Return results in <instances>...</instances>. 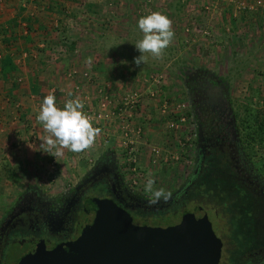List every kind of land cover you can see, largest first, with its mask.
<instances>
[{
  "label": "rangeland",
  "instance_id": "1",
  "mask_svg": "<svg viewBox=\"0 0 264 264\" xmlns=\"http://www.w3.org/2000/svg\"><path fill=\"white\" fill-rule=\"evenodd\" d=\"M71 2L74 4L64 11L54 10L58 20L50 26L53 33L34 39L35 44L20 55L26 63L36 60L38 66L34 88L29 87L30 92L27 89L20 99L24 105L14 107L15 98L11 94L1 99L3 115L13 111L17 125L11 129L13 120L8 121L5 115L1 118L4 122L0 125V216L26 185H35L48 193H62L100 155L108 152L114 154L122 173L141 192L146 193L144 185L149 174L155 188L162 187L170 193L180 187L192 168L194 128L187 106V83L197 73H205L225 87L247 154L264 175V133L258 128L264 116V87L260 85L264 53L259 50L264 44V31L260 32V24L252 27L240 23L241 20L236 22L238 14L234 13V9L259 13L260 8L264 10L262 4L249 5L245 0ZM151 12L170 19L174 36L159 56L142 53L143 62L137 65L135 58L141 53L135 44L143 37L137 22ZM29 51L34 55H29ZM3 55L10 57L15 66L11 53ZM88 58L91 64L87 63ZM71 70H76V74L68 80ZM86 78L92 83L86 82ZM77 82L84 84L80 92L74 89ZM14 83L22 85L23 74L14 76ZM96 85L125 103L122 115L107 121L100 119L97 127L100 133L83 151L63 148V155L58 158L46 153L47 146L42 140L47 133L36 118L44 97L54 88L58 107L69 99H79L86 113L89 109L83 101L88 96L97 111V98H93ZM122 125L129 128L126 139ZM137 125L142 128L139 135L130 131ZM152 147L159 149L160 158L156 162ZM146 151L150 152L148 157ZM129 153L135 158L133 172L128 167L132 162ZM238 192L236 187L230 188L223 180L211 177L205 182L201 180L183 201L187 209L198 204L199 209L194 210L211 222L220 244L218 264H232L248 251L264 246V207L253 199H234L233 194ZM213 204L218 209L211 207ZM180 207L175 205L166 213L153 214L150 224L171 226L180 216ZM172 210L177 212L171 213Z\"/></svg>",
  "mask_w": 264,
  "mask_h": 264
},
{
  "label": "flooded vegetation",
  "instance_id": "2",
  "mask_svg": "<svg viewBox=\"0 0 264 264\" xmlns=\"http://www.w3.org/2000/svg\"><path fill=\"white\" fill-rule=\"evenodd\" d=\"M187 95L194 128L192 168L184 183L170 191L167 200L148 203L149 194L131 185L114 154L104 153L62 193H48L35 185H26L16 193L0 216V264H16L29 254L50 251L74 241L81 234L90 211L100 205L114 206L128 215L134 225L140 226H152L153 214L166 213L179 205L180 216L172 223L175 225L183 213L197 208L198 204L193 209L183 204L190 197V191L201 180L205 182L211 177L239 189L233 194L234 199H253L263 208L264 175L247 154L225 87L217 79L197 73L188 80ZM217 206L211 207L216 210ZM262 263L264 246L248 251L232 264Z\"/></svg>",
  "mask_w": 264,
  "mask_h": 264
},
{
  "label": "water",
  "instance_id": "3",
  "mask_svg": "<svg viewBox=\"0 0 264 264\" xmlns=\"http://www.w3.org/2000/svg\"><path fill=\"white\" fill-rule=\"evenodd\" d=\"M197 209L183 213L175 225L152 227L134 225L114 206L100 205L74 241L16 264H218L220 244Z\"/></svg>",
  "mask_w": 264,
  "mask_h": 264
},
{
  "label": "crops",
  "instance_id": "4",
  "mask_svg": "<svg viewBox=\"0 0 264 264\" xmlns=\"http://www.w3.org/2000/svg\"><path fill=\"white\" fill-rule=\"evenodd\" d=\"M245 2L249 5H256L258 3L257 5L262 4L264 6V0H245ZM71 3V0H0V51L2 53H11L12 60L15 63V66L12 68V66L0 62V105L1 99H4L6 94H11L15 98L14 102L24 105L20 99H23V94L27 93V89L30 92L29 87L35 86V70L38 66L36 60L33 62L29 60L27 63L25 60H22L23 52L34 43V39L37 40L45 37L50 32L53 33L50 26L56 24L58 20V13L54 10L64 11V8L74 4ZM259 10H262L264 13L263 9L260 8ZM262 11L259 13L252 12L251 10L241 12L239 9H234V13L238 14L236 22L241 20L240 23L246 22L252 27L260 24L262 25L260 32L264 31V14L261 13ZM240 18H243V20ZM259 50H261V53H264V44H262ZM261 65L263 66L260 67V71L262 72L261 78L263 80L260 85L264 87V64ZM17 74H23L24 76V83L22 85L12 84V79ZM38 78H41V76ZM2 112L4 111L0 110V125H3L4 120H1V118L4 115L8 121L15 118L13 111H6L4 115ZM11 123V129L14 125H17L14 120ZM149 154L150 152L147 153L146 151V157Z\"/></svg>",
  "mask_w": 264,
  "mask_h": 264
},
{
  "label": "clouds",
  "instance_id": "5",
  "mask_svg": "<svg viewBox=\"0 0 264 264\" xmlns=\"http://www.w3.org/2000/svg\"><path fill=\"white\" fill-rule=\"evenodd\" d=\"M138 28L143 33L142 39L136 44V49L141 53L135 58V63L140 65L144 57L142 53H151L159 56L169 46L174 36L171 29V21L166 15L159 12H151L138 19ZM92 63L91 58L87 60ZM69 96L72 93H68ZM84 105L79 99H69L63 107H58L56 96L49 94L42 100L37 114V120L43 124L47 135L43 138L47 146L46 153H51L55 158L61 157V149L67 148L73 152H80L88 148L100 133V129L93 126V121L82 111ZM55 150V151H53ZM155 181L146 180L144 191L149 194L148 203L155 204L161 199L167 200L170 193L164 188H155Z\"/></svg>",
  "mask_w": 264,
  "mask_h": 264
},
{
  "label": "built area",
  "instance_id": "6",
  "mask_svg": "<svg viewBox=\"0 0 264 264\" xmlns=\"http://www.w3.org/2000/svg\"><path fill=\"white\" fill-rule=\"evenodd\" d=\"M4 53L0 52V61L4 58ZM26 54V53H25ZM29 55H34V53L31 51H29L28 53ZM76 74V70H71V72H69L67 74V79L68 80H72L74 79L73 76ZM84 75L86 76L87 73H84ZM76 80V79H75ZM86 82H90L92 83L91 79H84ZM21 79L18 78V82H20ZM70 83V82H69ZM84 84H80V83H76L74 85V89L77 91V92H80L81 89L83 88ZM64 91V90H63ZM96 92V93H95ZM95 92H94V96L93 98L96 99L97 98V102H96V105H97V108H98V112L97 111H94L93 110V107H92V104L88 98V96H84V103L86 105H88V109L86 111L87 115L89 117H91L92 121L95 123H93V126L94 127H98L99 125V120L101 119L102 121L104 120H110L111 117H120V115H122V105H124L125 103H121L119 100L113 98L111 95L107 94L104 90L103 87H100L99 85H96L95 87ZM50 93L54 94L56 93L55 89L54 88H51L50 89ZM20 104L19 102H13V106L18 108L20 107ZM122 128V132H123V136L124 138L127 137V130L129 129L128 128V125H122L121 126ZM142 128L140 126H135L134 127V131L133 129H130V131H132L133 133L135 132V135H139L140 132H141ZM126 139V138H125ZM131 143V141H130ZM125 145H127V143L125 142ZM130 147V150H133V147L132 146H129ZM151 152L153 154V157H154V160L155 162L159 160L160 158V153H159V149H157L156 147H152L151 149ZM129 160L131 158L132 162L129 164V169L131 172H133L135 170V158H133V155L129 153ZM158 159V160H157ZM166 160V159H165ZM154 162V161H153ZM134 163V164H133Z\"/></svg>",
  "mask_w": 264,
  "mask_h": 264
},
{
  "label": "trees",
  "instance_id": "7",
  "mask_svg": "<svg viewBox=\"0 0 264 264\" xmlns=\"http://www.w3.org/2000/svg\"><path fill=\"white\" fill-rule=\"evenodd\" d=\"M1 63L2 64H8L9 66H12V68L14 67L12 61H11V58L10 57H4L2 60H1ZM264 118V116L259 120V131H261L262 133H264V121H261L262 119ZM255 119V118H254ZM256 120V119H255ZM241 122L242 124L244 125L245 124V121L243 118H241Z\"/></svg>",
  "mask_w": 264,
  "mask_h": 264
}]
</instances>
